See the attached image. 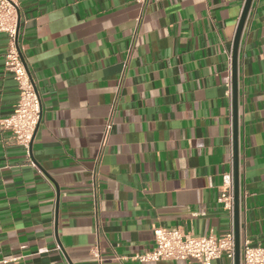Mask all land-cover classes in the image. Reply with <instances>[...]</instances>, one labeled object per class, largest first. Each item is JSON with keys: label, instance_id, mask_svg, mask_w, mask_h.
I'll use <instances>...</instances> for the list:
<instances>
[{"label": "crops", "instance_id": "1", "mask_svg": "<svg viewBox=\"0 0 264 264\" xmlns=\"http://www.w3.org/2000/svg\"><path fill=\"white\" fill-rule=\"evenodd\" d=\"M245 3L151 0L132 45L136 0H19L42 116L30 153L0 127V264H200L136 256L153 248L155 226L231 227L218 198L232 169L229 57ZM9 46L0 31V119L20 97ZM238 104L241 245H264V0L242 34Z\"/></svg>", "mask_w": 264, "mask_h": 264}, {"label": "built area", "instance_id": "2", "mask_svg": "<svg viewBox=\"0 0 264 264\" xmlns=\"http://www.w3.org/2000/svg\"><path fill=\"white\" fill-rule=\"evenodd\" d=\"M140 4V11L135 19L132 32V45L140 34L142 22L148 11L151 0H136ZM19 0H0V31L7 32L10 37V46L6 53V67L15 74L20 89V97L14 113L0 119V127L11 131L15 143L23 146L30 153L37 126L42 116V103L38 94L35 81L29 73V69L20 45L21 22L19 23ZM230 70L232 73V59L230 54ZM120 79V83L123 80ZM230 97H233V84L230 80ZM121 93L118 90L111 103L110 112L105 121L103 130L102 150L108 144L115 125V117L119 109ZM233 117V105H232ZM102 155L98 156L100 164ZM37 169L36 163H32ZM99 171L92 173L93 200L98 209L99 203ZM231 216V227L222 235H199L193 231H187L182 227L155 226V243L152 249L139 254L136 257L142 261L147 260H196L200 264H211L214 260L227 257L230 264L236 260V235H235V186L234 163L232 169L223 174L222 189L218 198ZM98 249V247H94ZM99 262L103 260L100 253L93 252ZM241 264H264V245H252L245 241L241 245Z\"/></svg>", "mask_w": 264, "mask_h": 264}, {"label": "water", "instance_id": "3", "mask_svg": "<svg viewBox=\"0 0 264 264\" xmlns=\"http://www.w3.org/2000/svg\"><path fill=\"white\" fill-rule=\"evenodd\" d=\"M253 0H246L244 9L237 27L233 44L232 75H233V163L235 186V235H236V260L241 264V239H240V168H239V104H238V59L244 27L252 6ZM21 13L19 11L20 27ZM30 73V71H29ZM30 76L32 77L31 73ZM33 79V78H32ZM38 128V126H37ZM37 130V129H36Z\"/></svg>", "mask_w": 264, "mask_h": 264}]
</instances>
